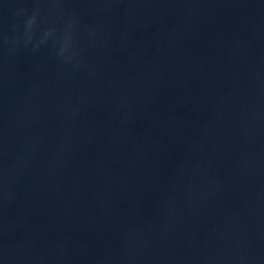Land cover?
Segmentation results:
<instances>
[{"label":"water","instance_id":"obj_1","mask_svg":"<svg viewBox=\"0 0 264 264\" xmlns=\"http://www.w3.org/2000/svg\"><path fill=\"white\" fill-rule=\"evenodd\" d=\"M0 264H264V0H0Z\"/></svg>","mask_w":264,"mask_h":264}]
</instances>
